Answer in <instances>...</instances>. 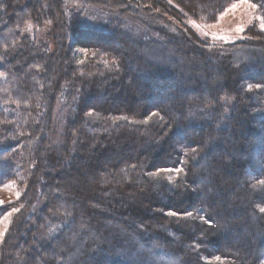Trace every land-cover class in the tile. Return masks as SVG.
Returning a JSON list of instances; mask_svg holds the SVG:
<instances>
[{
  "label": "trees",
  "instance_id": "1",
  "mask_svg": "<svg viewBox=\"0 0 264 264\" xmlns=\"http://www.w3.org/2000/svg\"><path fill=\"white\" fill-rule=\"evenodd\" d=\"M235 1L0 0V264H264V0L187 24Z\"/></svg>",
  "mask_w": 264,
  "mask_h": 264
},
{
  "label": "rangeland",
  "instance_id": "2",
  "mask_svg": "<svg viewBox=\"0 0 264 264\" xmlns=\"http://www.w3.org/2000/svg\"><path fill=\"white\" fill-rule=\"evenodd\" d=\"M255 18H257L255 6L248 0H238L229 4L215 18L214 22H201L189 19L187 24L202 38H206L212 42H230L240 39L244 29ZM261 26L264 28V23ZM94 118L92 119L94 120ZM1 157L3 156L0 155V158ZM20 193L21 191L14 181L7 180L3 182L0 184V206H8L6 204L9 201L13 202L19 198L21 196ZM13 213L14 209L12 207L6 210L3 217L0 219V245Z\"/></svg>",
  "mask_w": 264,
  "mask_h": 264
}]
</instances>
